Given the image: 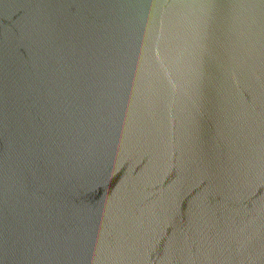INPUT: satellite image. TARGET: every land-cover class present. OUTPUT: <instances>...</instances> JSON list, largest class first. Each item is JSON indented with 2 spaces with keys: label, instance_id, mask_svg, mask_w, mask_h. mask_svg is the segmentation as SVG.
I'll return each mask as SVG.
<instances>
[{
  "label": "water",
  "instance_id": "obj_1",
  "mask_svg": "<svg viewBox=\"0 0 264 264\" xmlns=\"http://www.w3.org/2000/svg\"><path fill=\"white\" fill-rule=\"evenodd\" d=\"M0 264H264V0H0Z\"/></svg>",
  "mask_w": 264,
  "mask_h": 264
}]
</instances>
